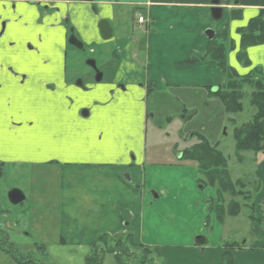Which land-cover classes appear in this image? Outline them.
<instances>
[{
  "label": "crops",
  "instance_id": "obj_1",
  "mask_svg": "<svg viewBox=\"0 0 264 264\" xmlns=\"http://www.w3.org/2000/svg\"><path fill=\"white\" fill-rule=\"evenodd\" d=\"M89 1L0 0V177L10 165L29 171L27 190L8 192L19 190L23 200L21 216L6 225L17 229L15 235L26 245L25 252L1 229L0 241L12 243L23 254L35 253L41 246L48 255L54 249L73 257L89 253L101 234L130 235L132 244L150 249L163 264H264V240L260 241L264 238V153L257 154L255 171L262 187L257 196L262 207L256 209V223L263 229L257 237L261 247L248 238L215 247L210 243L218 237L210 242L203 236L196 238L199 230L188 225L198 215L201 220L207 199L216 197L215 189L197 184L194 165L146 162L145 137L141 135L137 151L118 140L123 137L119 133H131L125 121L110 126L119 132L114 131L110 142L99 140L98 131L79 129L81 108L115 115L132 111V101L140 107L146 95L144 86L137 96L113 86H95L87 95L71 86L73 80L66 81L64 19L72 22L82 14L79 4L112 2ZM211 1L123 0L144 17L142 27L136 18L133 22L145 29V43L135 51L132 39L126 40L113 83L127 87L139 82L155 89L193 83L207 89L214 80L221 81L215 63L202 59L209 42L204 32L211 29L216 35L219 29H229L234 10L242 11L248 20L258 16L264 12V0H220L219 21L210 15ZM245 52L250 65L244 68L258 67L264 77V44ZM190 59L199 61L187 63ZM193 206L198 207L196 215L191 220L181 218ZM166 210L168 216L162 220L158 213ZM237 218L226 217L220 223L212 214L210 221L212 228L221 230L226 221ZM247 223L256 228L253 221ZM173 239L186 243L174 244ZM150 257L154 261L155 256ZM0 264L14 263L4 255Z\"/></svg>",
  "mask_w": 264,
  "mask_h": 264
},
{
  "label": "rangeland",
  "instance_id": "obj_2",
  "mask_svg": "<svg viewBox=\"0 0 264 264\" xmlns=\"http://www.w3.org/2000/svg\"><path fill=\"white\" fill-rule=\"evenodd\" d=\"M107 2L100 1L95 5H88V2L87 4H79L76 6L78 8L77 10L83 13H78L77 18L74 17L72 22L68 20L69 18L64 19V26L67 27V32H71L72 30L74 36L77 40L82 42L84 46V50L79 51L66 44V81L71 82L73 80L71 86H75L78 90L82 89L78 87L74 81L79 77H83L85 83L88 82L91 88L96 86L101 89L113 86L115 90H117L118 87V89L123 92L119 81L113 83L115 79L113 77L118 69L117 62L120 58V52L124 49V46H126V40L128 38L132 39L135 51L138 50L140 45L143 46L145 43V29H142V26L140 28L134 26L133 22L134 18L141 16L138 15L140 12L138 10H133V8L130 5H126L123 0H112V2ZM109 10L110 13H108ZM262 12L256 17H259V19L264 22V12ZM241 13L242 11L240 10L231 12V25L229 29H219L220 31H216L218 35L216 44H222L225 47L228 66L235 68L240 76H245L250 71L255 72V70L259 68H244L248 66H244V64L239 63L237 60V55L240 54V52L246 54L245 51L248 48L241 49V36L238 31L246 27L250 20L255 19L254 17L248 20L246 15H242ZM101 21H107L110 25L112 39L109 41H103L102 39V34L99 29V23ZM221 35L223 38H221ZM87 58L93 59L97 69L102 73L103 79L101 83H95L93 71L85 63V59ZM220 74L221 81L214 80V83L208 86L211 90L213 87L216 89L220 88L221 93L225 88L226 79L221 72ZM254 74H256L254 75L255 80H261V76L257 74V72ZM262 78L264 79L263 75ZM142 86L145 87L146 85L138 82L134 86L130 85L125 87V89L128 94L130 93L137 96L138 93L144 89ZM150 89L151 90H148L149 92H146L148 94L144 95L145 100L140 104V107L137 106V102H131L129 108H131L132 111H116L115 115H113L114 112L108 113L110 116L106 114V111H87L88 116L83 115V111H78L81 120L80 126H78L79 129L89 128L93 131H98V133H100L98 135L99 140L110 142L114 137V131L119 133L115 128H111L110 126H119L125 121V123H129L128 126L130 127L131 133H119L123 137L119 136L118 140L127 141L128 144L137 151L141 145L140 137H145L142 149L146 154V162L152 161L163 164H174V162L180 164L178 160L183 150L196 141V139L192 138L191 133H203L208 138L211 145L218 143V149L229 160L228 169L230 170L232 179H239L243 182V191L249 192L252 197L248 201L242 199V196L236 198V201L241 205V212L237 219H227L228 221H226L225 226H223L221 230L212 228L210 216L215 213L214 211H210L209 199H207V209L206 212L203 213L201 220H198L200 215H198V218H192L198 212L197 206H193V210L188 211L183 215L184 217L181 218L186 220H191L192 218L193 221H195L193 223L188 222V225L191 226L194 224V228L199 230V234L196 238H201L203 236L210 242L209 239L211 237H218L219 240L211 242V246L216 247L219 246V244L223 246L229 242H240V240L248 238L255 242L254 246L256 248L261 247L258 243L264 240V238H261L260 241L257 242V237L260 236L258 233L260 230H263L261 224H259V222H254V225H256L254 229L248 223L246 225L244 224V221L248 220L250 214L248 209L249 205H253V216L257 218L259 214L256 209L257 207H262L261 204L264 202V200L262 202H258L259 200L257 201V196L262 189L261 186L258 189L255 183V181H258L255 175L258 153L256 155L252 153H241L242 161H237L234 156L235 150L232 136L234 127L249 122L255 113L254 107L249 104V96L253 88L243 85V90L246 92L244 98L240 101L243 110L241 113L237 114L225 113L221 105L222 103L218 99L219 96L217 97L219 94L216 92L217 90L214 91L215 93L211 94L209 90L202 85H193V83H189L188 86L171 88L163 84L160 85L159 88L155 89L154 87H150ZM110 90L112 89L110 88ZM89 92H85V94L89 95ZM140 108H142L143 111H140ZM183 111H186L187 115L184 114ZM260 154L263 153L260 152ZM183 163L187 164L186 162ZM24 168V166L10 165L4 169V173L0 177V229L4 234L6 233L9 236L10 240L18 242V247L22 252H25L24 248L26 245L21 243L22 239H20V237L17 238L15 235L17 229L12 227L7 228L6 225L16 222L22 214V204H11L7 198V194L11 189L27 190L29 171L27 168ZM20 169H22V171H19ZM199 178L200 176L198 173V178L196 180L197 184ZM153 198L155 197L153 196ZM224 201L228 203L229 197L224 196ZM158 214L162 220H165L166 216H168V210ZM21 226L22 224H20V227ZM108 236L110 240L118 237V235ZM171 242L174 244L180 243L181 245L186 243L184 240H180L179 242L174 239ZM161 246L170 245L163 243ZM91 250L92 248H90V252L87 253L88 255L91 254ZM53 251L51 255L47 254V264H84V258L88 256L87 254L85 256L78 254L71 257L68 256V254L59 253L60 251L58 250L56 251L53 249ZM3 256L4 255L0 253V258ZM154 256L155 264H163L162 260L158 258L159 255L157 256L156 253L153 252L152 257ZM36 259L40 260L41 256L36 254ZM104 264H114L113 257L107 254L104 259Z\"/></svg>",
  "mask_w": 264,
  "mask_h": 264
},
{
  "label": "trees",
  "instance_id": "obj_3",
  "mask_svg": "<svg viewBox=\"0 0 264 264\" xmlns=\"http://www.w3.org/2000/svg\"><path fill=\"white\" fill-rule=\"evenodd\" d=\"M240 46L245 49L251 46L264 44V22L255 17L249 21L246 27L239 29ZM216 34L214 39L208 42L207 49L202 59H211L225 79L226 84L224 90L220 93V88L215 91L219 93L218 99L222 103L225 113L237 114L243 110L240 102L246 92L243 85L253 88L249 96L250 106L254 107L255 113L251 120L235 126L233 129V141L235 157L241 162V153H264V79L260 69L255 72L259 74L261 80L254 78V71H250L245 76H240L235 68L228 66L226 62V50L222 44H216ZM221 38L223 36L221 35ZM239 63L249 66V60L245 53L240 52L237 55ZM198 59H190L187 63H195ZM209 92L215 93L209 87ZM192 138L196 139L193 144L186 147L179 162H187L194 165L198 169L200 178L198 185L201 187H210L215 189L216 198L209 200L210 211H214L218 222L222 223L225 217H236L241 212V205L236 198L242 196L244 200H250L251 195L245 192L244 184L239 179L233 180L230 170L228 169V159L218 149V143L211 145L208 138L199 132H193ZM257 188H260L259 181H255ZM224 196L229 197V202L225 203ZM248 219L256 222L253 216L254 207L249 205ZM91 254L86 256L84 264H104L107 254L111 255L114 264H155L150 258L152 251L143 245L132 244L130 235H118V237L109 239L104 233L98 236L91 243ZM135 248V249H134ZM132 249V250H131ZM0 253L8 256L14 264H47V254L44 247H36L35 253L23 254L12 243L6 240L0 241ZM36 254L41 256V261L36 259Z\"/></svg>",
  "mask_w": 264,
  "mask_h": 264
},
{
  "label": "water",
  "instance_id": "obj_4",
  "mask_svg": "<svg viewBox=\"0 0 264 264\" xmlns=\"http://www.w3.org/2000/svg\"><path fill=\"white\" fill-rule=\"evenodd\" d=\"M27 1H37V0H27ZM82 1H89V0H82ZM220 0H212L211 1V8H210V15L212 17V19L214 21H219L222 18V7H220ZM4 28V23L2 24V30ZM99 29L100 32L102 34V39L104 41H109L112 38V34H111V29H110V25L107 21H101L99 23ZM2 34V33H0ZM204 35L206 36V38L211 41L214 39L215 37V33L213 30L208 29L204 32ZM73 40H75V38H73ZM69 43L70 44H75L72 39H69ZM78 48H81L82 44L79 43V45H77ZM86 65L89 66L91 69H93L95 71V82L99 83L102 80V73L100 71H98L97 67H96V63L93 59H88L86 61ZM216 88H213L212 91H215ZM8 199L10 201V203L16 205L19 204L22 200H23V195L19 190H13L8 194Z\"/></svg>",
  "mask_w": 264,
  "mask_h": 264
},
{
  "label": "flooded vegetation",
  "instance_id": "obj_5",
  "mask_svg": "<svg viewBox=\"0 0 264 264\" xmlns=\"http://www.w3.org/2000/svg\"><path fill=\"white\" fill-rule=\"evenodd\" d=\"M70 38L72 39V41H73L75 44H70V43H69V39H70ZM73 38H75V40H73ZM111 39H112V38H111ZM111 39H110V40H111ZM79 43L82 44L81 48H78V46H77V45H79ZM67 44H68L70 47L74 48L75 50H79V51H83V50H84L83 43L80 42L79 40H77V38H76V37L74 36V34L72 33V30H71V32H68V34H67ZM88 59H89V58L85 59V63H86V61H87ZM92 71H93V79H94V81H95V71H94L93 69H92ZM98 71H99V70H98ZM102 79H103V75H102ZM101 82H102V80H101ZM101 82H99V83H101ZM74 83H75L78 87H80V88L82 89V91H84V92L89 91V89L91 88V87L89 86V83H88V82L85 83V80H84L83 77H79V78L75 79ZM95 83H97V82H95ZM120 87L123 89V91H125V87H124L122 84H121ZM113 88H114V87H113ZM117 89H118V87H117ZM148 90H151L150 87H146V86H145V91H146V92H149ZM147 94H148V93H146V95H147ZM80 111H83V112H82L83 115L88 116V113H87L88 109H87V108L83 107V108L80 109Z\"/></svg>",
  "mask_w": 264,
  "mask_h": 264
},
{
  "label": "built area",
  "instance_id": "obj_6",
  "mask_svg": "<svg viewBox=\"0 0 264 264\" xmlns=\"http://www.w3.org/2000/svg\"><path fill=\"white\" fill-rule=\"evenodd\" d=\"M145 22L144 18L142 16H138L137 19H136V23L137 25H143Z\"/></svg>",
  "mask_w": 264,
  "mask_h": 264
}]
</instances>
